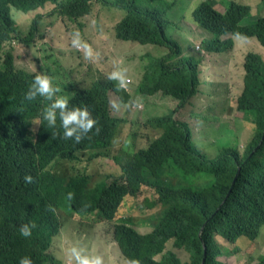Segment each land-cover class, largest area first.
I'll return each mask as SVG.
<instances>
[{
    "label": "trees",
    "instance_id": "16d2710c",
    "mask_svg": "<svg viewBox=\"0 0 264 264\" xmlns=\"http://www.w3.org/2000/svg\"><path fill=\"white\" fill-rule=\"evenodd\" d=\"M198 1L191 19L218 37L213 39L217 46L212 49L210 41L205 40L204 50L228 53L237 48L238 41L256 40L264 51V16L255 15L249 2ZM260 1L264 4V0ZM48 2L56 5L51 15H65L63 20L70 19L80 26L95 4L119 9L123 17L114 28L117 39L162 47L166 53L141 58L142 74L137 86L130 87V92H126L127 84L120 86L110 80L109 75L97 78L85 88L74 81L57 82L55 77L61 67L56 53L53 61H44L39 71L20 69L11 44L18 41L30 46L38 38L49 39L50 33L40 34L35 21L31 30L22 35L13 15L17 11L27 14L38 10ZM180 4L179 11L184 13L185 0H180ZM224 4L228 8L225 11ZM69 7H73L72 12ZM171 8L167 0H0V50L3 53L0 65V264H19L25 256L31 258L33 264H61L51 248L65 223L77 218L112 221V216L126 201L141 197L142 190L153 194V199L144 201L142 208L151 215L149 222L157 224L154 229L150 226L153 232L144 236L135 228L134 221H142L135 216H127L114 224L113 237L128 258L139 259L142 264H184L176 253L165 252L167 244L174 242L189 255L186 264H226V256H231V252L223 250L216 236L229 244H236L241 238L258 240L264 229V52L242 53V44L236 55L244 76L232 96L238 111L251 114L255 123L245 154L238 147L229 146L221 148L217 156L209 157L195 144L191 124L177 118L204 83V62L194 55H186L183 40L178 39L182 28L171 20L168 12ZM221 32H229L236 38L235 42L232 38H220ZM7 45L9 50L4 49ZM37 73L52 77L53 85L61 90L58 95L69 98V108L86 106L98 122L80 143L62 138L58 113L56 126H48L42 113L49 101L39 96L33 101L24 99ZM65 76L69 77L67 73ZM111 93L126 105V110L137 106L141 98L157 94L177 101L174 109L144 124L158 133L137 151L134 150L140 137L136 129L139 124L132 122L130 149L134 147V152L125 161L120 150L116 147L113 153V148L129 120L113 115ZM36 121L39 127L35 131ZM104 158L119 163L118 176L95 179L81 167L84 162ZM162 170L181 180L210 175L212 182L194 188L164 181ZM25 175H31L34 182L26 184ZM69 193L73 194L71 200ZM171 208L181 209L188 219L171 214ZM30 223H35L36 227L32 235L25 238L20 234V226ZM247 264H264V256L250 258Z\"/></svg>",
    "mask_w": 264,
    "mask_h": 264
},
{
    "label": "rangeland",
    "instance_id": "374dc122",
    "mask_svg": "<svg viewBox=\"0 0 264 264\" xmlns=\"http://www.w3.org/2000/svg\"><path fill=\"white\" fill-rule=\"evenodd\" d=\"M67 2L68 0H59ZM230 1V0H229ZM240 3V0H234ZM253 8V13L257 16H264V4L260 0H245ZM172 6L169 9L171 20L182 28V36L186 55H194L201 58L203 64L204 83L199 86L198 93L191 102L177 114V118L191 124L194 132V142L209 157L217 156L219 150L224 147H238L244 155L248 143L251 141L255 123L251 114L239 112L235 104L232 91L240 88L243 81V67L239 65V55L237 50L242 45V53L248 50H261L256 40L238 41L237 48L228 53L217 54L213 50H204L202 43L209 40V47L217 46L213 42L217 35L211 31L201 28L191 19V12L198 5V0H185V12L181 13L180 0H167ZM230 4V3H229ZM55 4L48 2L44 7L31 11L27 14L17 11L13 16L22 35H26L31 30L34 22H37L39 33L49 31L50 37L40 39L30 46L19 43L11 44V51L15 55L16 66L29 72H36L44 67V61L51 62L58 56L61 72L55 79L57 82L74 81L81 88L88 87L99 77H106L114 70H123L127 78L126 92L137 86V81L142 74L143 62L141 58L147 54L161 56L166 53L164 48L152 45H140L138 43L124 42L116 38L115 26L122 19L123 12L116 8H108L101 4H95L90 15L81 20L82 26L71 22L70 19L63 20L65 15H51ZM224 11L227 6L224 4ZM218 6V8L222 9ZM229 7V5H228ZM70 12L73 7H69ZM228 9V8H227ZM75 16L72 14V18ZM73 33H79L82 49L72 45ZM176 34H179L177 31ZM178 37V36H177ZM220 38H232L229 32H221ZM235 42L236 38H232ZM180 42V40H178ZM181 43V42H180ZM83 44L90 46L92 50L91 58H86ZM4 49H10L5 46ZM80 52V53H79ZM264 52V51H262ZM3 53L0 50V65ZM69 77H66L65 74ZM126 89V88H125ZM110 94V106L114 116L127 118L129 123L124 127L118 144L114 146L120 150L123 160H127L134 151L145 147L151 139L156 137L157 131L146 128L144 125L148 120L156 115L168 112L177 106V101L172 97L157 94L153 97L141 98L140 103L131 110H126L118 98ZM137 121L139 127V140L135 150L130 149L132 138L130 136L132 122ZM36 129L39 122L36 121ZM86 169L95 179L105 175H119L120 165L112 159H96L90 163L84 162L81 166ZM164 181L180 182L185 186L201 188L212 182L210 175H197L187 177V180L176 179L170 176L166 170L160 172ZM154 192V191H153ZM141 197L137 200L126 201L121 209L112 216V221L101 219L96 221L93 218H77L65 223L58 237L55 238L51 253L57 262L61 264H75L70 259L69 250L77 247L84 255L101 256L104 264H125L122 254L113 237V226L127 216H135L142 220L134 221L135 228L141 234L151 232L149 218L143 211V202L152 200L153 194L149 190H142ZM157 213V212H156ZM155 213V214H156ZM170 213L187 220L184 211L171 208ZM154 214V215H155ZM153 215V216H154ZM200 219L197 220V222ZM157 224V223H155ZM216 241L222 246L224 251H230L231 256H226V264H247L248 259H257L264 256V229L257 241H250L241 238L236 244H229L223 238L216 236ZM165 252L176 253L184 264L189 262V255L179 250L174 242L167 244Z\"/></svg>",
    "mask_w": 264,
    "mask_h": 264
},
{
    "label": "clouds",
    "instance_id": "9594fccd",
    "mask_svg": "<svg viewBox=\"0 0 264 264\" xmlns=\"http://www.w3.org/2000/svg\"><path fill=\"white\" fill-rule=\"evenodd\" d=\"M232 36V35H230ZM72 45L76 48L82 46V42L79 36V33H73ZM86 58H91L92 50L89 45L83 44ZM110 80L116 81L120 86H124L127 83V78L125 71L123 70H114L109 74L108 77ZM60 88L53 85L52 77L44 73H37L34 76V79L30 86L28 87L27 92L24 94V99L27 101H33L38 96L45 98L50 103L43 109V119L47 121L48 126L54 128L57 122V113L61 122V127L63 129L62 138L74 139L76 143H80L82 139L87 137V134L92 131L97 125V121L92 118L91 113L88 111V108L85 107H73L69 108V98L67 96L58 95L60 93ZM97 134L99 133V128H96ZM53 135H57L54 133ZM24 181L26 184L33 183V177L31 175H25ZM73 194H68V199L71 200ZM49 210H52L51 208ZM155 223H150V226L154 229ZM36 227L35 223L22 224L20 226V234L27 238L32 235V229ZM153 231L147 234L148 235ZM114 241L117 243L120 253L123 256L125 264H142L139 259L128 258L121 252L118 242L114 237ZM70 259L75 261V264H104L103 257L101 256H88L84 255L82 250L77 247H72L69 250ZM156 257L155 259H158ZM19 264H33L31 258L25 256L19 260Z\"/></svg>",
    "mask_w": 264,
    "mask_h": 264
}]
</instances>
